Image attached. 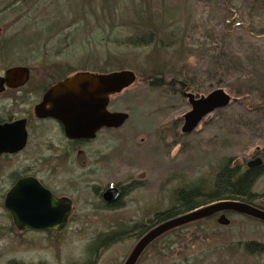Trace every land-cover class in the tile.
Instances as JSON below:
<instances>
[{
	"label": "rangeland",
	"instance_id": "374dc122",
	"mask_svg": "<svg viewBox=\"0 0 264 264\" xmlns=\"http://www.w3.org/2000/svg\"><path fill=\"white\" fill-rule=\"evenodd\" d=\"M150 2L154 10L161 5L168 11L180 7L176 15L183 21H176L175 27L182 31L177 37L182 36L183 45L155 50V55L151 46L125 44L126 35L141 29L135 11L139 7L151 11ZM10 3L14 10L0 14V70L23 65L31 69L35 81L46 76L49 84L77 71L130 69L137 76L109 99L110 111L129 117L120 128L101 132L107 133V154H100L107 167L92 171L91 154H19L1 161L0 196L8 187L3 181L7 170L28 166L36 176L47 174L59 190L71 194L73 213L60 233L18 231L0 204V264H122L135 244L133 236L98 248L100 239L110 232L129 231L168 208L179 188L197 184L209 188L226 159L243 170L254 154L264 158V33L256 35L264 31V15L253 1L0 0V9ZM220 56L238 62L226 75V86L215 79L208 89L196 92L187 85L184 92L198 98L222 88L235 100L185 134L181 127L190 103L178 82L182 75L200 85L207 82L216 71L213 61ZM157 57L171 76L182 72L174 75L177 81L171 86L153 87L151 79H142L150 75ZM170 75L165 77L171 79ZM236 87L247 96L236 94ZM93 182L102 190L119 183L129 194L119 208L98 211L89 205L93 193L85 188ZM252 191L260 195L255 204L264 207V170ZM217 217H208L198 229H181L167 249L161 247L166 246L164 241L153 244L138 264H190L186 259L192 254L215 245L264 243V220L227 213L225 225L218 224ZM214 257V264H221Z\"/></svg>",
	"mask_w": 264,
	"mask_h": 264
},
{
	"label": "water",
	"instance_id": "95a60500",
	"mask_svg": "<svg viewBox=\"0 0 264 264\" xmlns=\"http://www.w3.org/2000/svg\"><path fill=\"white\" fill-rule=\"evenodd\" d=\"M29 69L12 66L5 70L8 77L17 78L9 86L25 82ZM136 80V73L130 69L107 72L77 71L53 84L44 94L43 101L36 107L42 116L50 115L62 123L68 137H92L100 127H120L128 118L126 112L109 111L110 96L121 92ZM190 110L183 116L181 131L192 132L201 120L217 109L226 107L231 99L222 89L216 88L205 96L195 98L185 93ZM49 109L44 111L45 105ZM259 164V159L249 161L247 166ZM26 195L19 196L24 187ZM107 200L116 199L118 191L114 187L105 191ZM4 208L11 214L17 230L61 231L67 225L70 203L66 198H57L44 189L35 178L17 181L6 193ZM234 212L264 220V210L239 200H220L170 218L150 229L135 244L124 264H135L143 250L156 238L172 228L220 213L217 223L228 224L225 212Z\"/></svg>",
	"mask_w": 264,
	"mask_h": 264
},
{
	"label": "trees",
	"instance_id": "16d2710c",
	"mask_svg": "<svg viewBox=\"0 0 264 264\" xmlns=\"http://www.w3.org/2000/svg\"><path fill=\"white\" fill-rule=\"evenodd\" d=\"M251 1H253V5H256L264 15V0ZM151 5V2L150 4L148 3L151 11L146 8L145 12H143L140 9L141 7L135 11V13L137 12V20L141 22L139 24L141 29L139 31L134 29L132 32H130V34L126 35L125 44L131 45L133 47L151 46L155 55H157L155 50L159 52L160 50L165 49L167 46L174 47L178 46V44L183 45L182 36L180 35L179 38L177 37V35H179L178 33L182 31L178 27H175L179 25L177 24L179 22L175 23L176 21H183L180 19V15H176L180 13V7L178 6L176 9H173L175 8L173 7L168 11V8L161 9L160 7H162V5L159 7V9L154 10V7H150ZM10 9L14 10V7L11 3L1 8L0 14ZM250 30L251 32H254L253 28H250ZM263 33L264 31H261L260 33H256V35H261ZM157 60L158 57L155 59V61L153 60V64L150 65V75L145 76L142 79H151L150 85L153 87H160L161 85L171 86L173 82L177 81L174 75H182V72L173 73L171 76L167 73L168 70L165 69L166 64L163 65ZM213 63L216 66V71L211 74L212 76H208L209 79L207 82L203 83L207 86H203V84L200 85L193 79H188L186 78L187 76L182 75V78H180L178 82L180 85L179 90L182 91L183 94L186 93L184 92V89L187 88V85L196 92L205 90L214 83L215 79L217 84L221 83V85H225L224 79L226 78V75L230 74V72L237 67L238 62L233 61L230 63V61L223 58V56H220L215 58ZM143 75H145V72ZM169 75L171 79H167L165 77H169ZM188 81L189 83H187ZM230 89L232 90V87H230ZM235 89H237L236 92L234 90L236 94L245 95L246 93V91H241L238 87ZM245 96H247V94ZM234 100H231V102ZM263 170L264 168L260 167L253 169L245 167L243 170H241L238 166H231L230 160L226 159L214 175L209 188L206 189L203 184H197L190 187H182L177 189L175 193L172 194L171 202L168 208L154 213L151 218L141 223L135 224L132 229H129L127 232L134 231L139 233L140 236L144 235L161 222L220 200H239L264 210V207H260L255 204V200L258 199L260 195L252 191L254 182L261 175ZM206 219L207 218L196 220L176 228H172L153 240V242L148 247L164 241L166 246L164 247L161 245V247L163 249H167V247L169 248L170 246L168 242L170 243L171 241H174L172 237H180L179 232L181 229L190 226H192L194 229H198ZM123 230L116 232H124ZM114 239L116 238H109L111 241ZM147 248H145V250ZM215 254L217 255L216 263L220 261L221 264H245L243 260L252 258V264H264V243L255 240H247L231 242L226 244L225 247L215 245L212 246L211 250L208 251L199 250V253L197 252L192 254L190 258H187L186 260H189L190 264H197V262L200 264L202 260H204V262L208 261L209 264H214ZM223 255H225L224 258L222 257ZM240 259H242L243 263L239 262Z\"/></svg>",
	"mask_w": 264,
	"mask_h": 264
},
{
	"label": "flooded vegetation",
	"instance_id": "af4514ba",
	"mask_svg": "<svg viewBox=\"0 0 264 264\" xmlns=\"http://www.w3.org/2000/svg\"><path fill=\"white\" fill-rule=\"evenodd\" d=\"M27 68L29 69L28 77L23 84L18 86L8 85V83H15L17 81V78L9 76L7 77L5 75V70L7 68L4 70H0V163L1 161L13 159V157L19 154H91L92 158H89L90 160L88 161L91 165L90 169L94 168L97 172L99 168L103 166L107 167V163L104 164L100 157V154H107V133L101 134V132H107V129L120 128L124 123L117 128L105 126L100 127L95 131V134L92 137H68L65 134L62 123H60L57 119L50 115L42 116L41 113L38 114L36 112V107L39 106L43 101L44 94L46 93L48 88L65 77L52 81L50 84L47 83L46 76H42L43 78H40V81H35L33 79L34 76H32L31 69L29 67ZM48 109L49 105L46 104L44 107V111ZM48 130H50V133H48ZM253 156V159L249 161L258 158L259 164L249 167L247 166V163L249 162L248 161L246 162V168H264V158L262 157V155L256 153ZM41 158L43 160L46 159L45 156H41ZM1 170L2 168L0 167V171ZM1 174L2 173L0 172V177ZM85 175L89 177L88 174ZM28 177L35 178L44 189L48 190L55 197L68 199L70 203V213L67 220L68 223L73 213V197L71 196V194L59 190L57 183L55 184L52 181V178H50L47 174H45L44 177H38L34 172L30 170L28 166H25L20 169L12 168L10 170H7V173L4 174L3 178V181H6L8 187L0 196V204L2 205L7 218L11 220L12 224L13 218L11 214L4 208L5 195L17 181ZM28 187L29 186L26 185L20 192L21 194L19 196L26 195L25 193L27 192L26 189ZM113 187L118 191L117 198L107 200V197L104 194L107 188H104L103 190L97 189L96 183H88L85 188L93 193L92 196L94 198V201L89 205L94 206V208L98 211H111L119 208L122 198L129 193H127V189H125L124 185L122 184L116 183ZM263 198L264 196L262 197V200ZM14 228L16 229L15 226ZM61 231L47 230L36 232L60 233ZM124 232L108 233L107 236L100 239L96 247H108L127 239V237H129L130 235L133 236L136 244L143 236H140V234L137 232ZM112 237L116 239H114L113 241L109 240V238ZM95 250L97 251V249ZM96 251L94 252L95 254ZM142 253L139 255L135 264H138ZM127 257L125 258L124 262L126 261ZM124 262L122 264H124Z\"/></svg>",
	"mask_w": 264,
	"mask_h": 264
}]
</instances>
